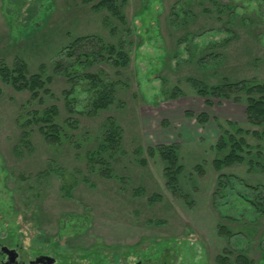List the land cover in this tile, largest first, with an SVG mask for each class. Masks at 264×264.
Wrapping results in <instances>:
<instances>
[{"label": "rangeland", "instance_id": "374dc122", "mask_svg": "<svg viewBox=\"0 0 264 264\" xmlns=\"http://www.w3.org/2000/svg\"><path fill=\"white\" fill-rule=\"evenodd\" d=\"M126 1L121 23L83 0H0V60L9 65L23 56L32 73L40 66L51 73L60 49L90 35L123 42L130 58L125 69L106 62L80 66L77 76L112 82L116 100L88 113L97 88L80 78L73 104L85 112L71 116L79 129H71L59 147L49 146L36 128L27 129L31 142L24 145L19 118L53 105L62 121L69 118L67 80L56 77L53 95L36 102L0 83V251L17 248L25 260L49 255L59 264H137L148 258L164 264L169 256L172 264H219L216 257L229 247L264 264V216L239 196L264 186V151L252 158L257 167L247 160L221 172L213 168L222 129L232 133L233 123L246 130L253 153L264 147L254 133L262 129L247 120L245 93L215 96L208 104L189 81H264V0ZM227 5L232 9H219ZM108 119L123 130L121 149L109 162L111 177L89 164L86 154L101 144ZM172 144L183 167L174 192L159 155L149 152ZM221 173L238 178L220 190L225 219L212 204Z\"/></svg>", "mask_w": 264, "mask_h": 264}, {"label": "trees", "instance_id": "16d2710c", "mask_svg": "<svg viewBox=\"0 0 264 264\" xmlns=\"http://www.w3.org/2000/svg\"><path fill=\"white\" fill-rule=\"evenodd\" d=\"M84 5H91L96 11L106 10L110 15L120 21L125 22L124 8L127 4L126 0H83ZM222 10H231L232 6H219ZM234 18V17H233ZM234 20V19H232ZM234 38L225 39L222 42V46L226 47ZM123 42L118 44L106 43L103 38L90 35L85 37L75 38L71 44L63 47L59 50L57 59L52 63V72L49 73L46 66H40L39 71L31 72L28 62L23 56H19L15 61L9 65L5 60H0V83L6 86L12 87L18 93L28 92L30 94V102L41 101L43 95H53L50 89L53 81L56 77H63L70 84L69 90L63 92L65 99V106L70 117L62 121L60 109L53 105L47 106L42 111H32L24 119L19 118L20 125L25 129L21 136V142L29 146L31 142V131H27L28 128H36L43 140L51 147H59L67 141L69 138V132L71 129H79V121L77 118H72L73 115H80L84 110H74V101H77V86L80 78L88 80L91 89L97 88L96 95L92 96L89 101L88 107L90 110L88 113L96 115L98 112L106 110L115 103V88L113 83L109 80L102 79L96 74H81L77 76V72L80 71V66H83L84 70L100 64L110 63L114 68L125 69L130 64L129 55L125 53V47ZM216 59V58H215ZM204 68L208 69L205 65ZM79 79V80H78ZM192 86L195 88L197 94L205 99V102L210 104L211 98L217 96L221 99H229L230 95L234 94V91L245 93L246 98V117L248 122L253 126L257 125L262 131L254 132L258 137L264 139V81H248L241 80L237 83H229L226 80L210 85L204 81L191 78ZM90 90V89H89ZM3 91L0 88V97ZM178 90L172 94V97H177ZM85 112V111H84ZM90 115V114H89ZM233 132H228L222 129V133L217 139L214 145L216 152V158L213 161V168L217 172L225 167L234 166L236 164H244L249 161V166L254 168L258 166L252 158L255 155L262 157L264 151L260 147L257 149V153H253L254 149L251 147L245 139L246 130L235 124L230 123ZM123 130L116 121L107 120V129L102 135L101 144L97 145L94 150L88 151L87 158L89 164L99 165V172L103 176L111 177V164L109 163L115 158L116 152L120 150V141H122ZM151 154L156 153L159 155L163 164V174L166 179V185L171 192L177 187L178 177L183 171V167L179 164L180 154L179 147L176 144L172 145H160L156 148H150ZM264 157V156H263ZM248 160V161H247ZM198 169V168H197ZM226 177V178H225ZM232 179V180H231ZM233 180L238 178L234 176H225L219 174L217 179V189L213 192L212 204L217 212H219L221 218H226L223 213L219 211L220 205L218 199L224 198L220 193V190L226 188ZM239 182H242L241 180ZM233 183V182H232ZM228 184V185H227ZM251 187V186H250ZM234 188L231 184V187ZM253 194L248 196L247 194L239 193L241 199L248 201L254 211L259 216H264V186H252ZM156 200H160V197ZM229 220H235L229 218ZM224 225L218 223V230L223 233ZM227 233V232H226ZM226 233H223L224 235ZM223 254L216 257L219 264H254L252 260L248 258L245 252L234 251L233 248H224ZM232 256L234 259H232Z\"/></svg>", "mask_w": 264, "mask_h": 264}, {"label": "flooded vegetation", "instance_id": "af4514ba", "mask_svg": "<svg viewBox=\"0 0 264 264\" xmlns=\"http://www.w3.org/2000/svg\"><path fill=\"white\" fill-rule=\"evenodd\" d=\"M4 248L6 249V247H1L0 264H59V262H60L58 258L53 257V256H49V255H40V256H36L34 259L25 260L22 257V254L20 253L19 249H17V248L11 249V248L7 247L9 250H15L16 251V253L12 254L14 256L13 262H9V256L4 251ZM172 261H173L172 257L169 256V258L167 259V261L164 264H172ZM137 264H153V260H152V258H148L145 260L141 259L140 261L137 262Z\"/></svg>", "mask_w": 264, "mask_h": 264}, {"label": "water", "instance_id": "95a60500", "mask_svg": "<svg viewBox=\"0 0 264 264\" xmlns=\"http://www.w3.org/2000/svg\"><path fill=\"white\" fill-rule=\"evenodd\" d=\"M4 251L8 254L9 256V262H13L14 256L12 255L13 253H16L15 250H9L7 247L6 249L4 248Z\"/></svg>", "mask_w": 264, "mask_h": 264}]
</instances>
